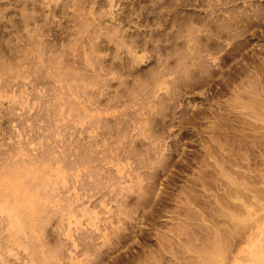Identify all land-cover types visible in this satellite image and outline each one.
<instances>
[{"label":"rangeland","instance_id":"rangeland-1","mask_svg":"<svg viewBox=\"0 0 264 264\" xmlns=\"http://www.w3.org/2000/svg\"><path fill=\"white\" fill-rule=\"evenodd\" d=\"M263 47L264 0H0V191L35 197L0 214L11 263L199 264L200 217L263 264Z\"/></svg>","mask_w":264,"mask_h":264},{"label":"bare ground","instance_id":"bare-ground-1","mask_svg":"<svg viewBox=\"0 0 264 264\" xmlns=\"http://www.w3.org/2000/svg\"><path fill=\"white\" fill-rule=\"evenodd\" d=\"M263 49H264V47H263ZM261 52L262 51H259V53L257 54V55H255V57H254V59L251 61V62H249L248 61V63H246L243 67H242V70H241V75H242V78H243V84L242 85H244V84H246V85H244V86H246L248 89H246V93L248 94V96H249V98L251 99V101H253L254 103H256L258 106H262L263 108H264V64L263 65H261V66H259V64L261 63V62H259V60L258 59H261L260 58V55H261ZM263 53V52H262ZM264 55V54H263ZM262 55V56H263ZM264 57V56H263ZM264 59V58H263ZM261 61H263L264 62V60H261ZM259 62V63H258ZM262 64V63H261ZM54 65V64H53ZM246 82V83H245ZM243 86V87H244ZM245 91V90H244ZM248 98V99H249ZM261 98H263V100H261ZM247 99V100H248ZM79 105V104H78ZM262 108V109H263ZM264 113V112H263ZM56 115H57V113H56ZM56 115H54V116H56ZM37 116V115H36ZM42 117V116H41ZM30 118V117H29ZM28 117L26 118V120H28L29 119ZM38 118V117H37ZM34 121V123L32 122V124H31V126H34V127H37V126H35L36 125V123H37V119L34 117V118H32ZM31 119V120H32ZM30 120V119H29ZM28 120V121H29ZM25 121V120H24ZM35 121H36V123H35ZM31 122V121H30ZM28 123V122H27ZM33 124H35V125H33ZM23 125H24V123H23ZM26 126V125H25ZM47 126V125H46ZM46 126H43L44 128L43 129H45V130H47L46 128L48 127H46ZM23 128H24V126H22ZM33 127V129L35 130V128ZM46 127V128H45ZM42 128H37L36 130H39V132L40 131H42L43 130ZM49 129V128H48ZM59 131V130H58ZM38 132V131H37ZM45 132V131H44ZM49 151V150H48ZM56 157V156H55ZM59 157V156H58ZM43 158V157H42ZM14 159V158H13ZM35 161V160H34ZM1 162V161H0ZM13 162V161H12ZM11 162V163H12ZM58 162V161H57ZM18 167V166H17ZM23 170V169H22ZM20 170L21 171V173H23V171H24V173H25V170ZM44 170V169H43ZM42 171V170H41ZM14 173V172H13ZM20 173V174H21ZM49 173V172H48ZM11 176V175H10ZM26 176V175H25ZM24 177V176H23ZM27 177V176H26ZM13 179V178H12ZM47 183V182H46ZM15 185V184H14ZM30 186V185H29ZM56 189V188H55ZM46 190V189H45ZM62 190H63V188H62ZM17 191V190H16ZM20 191V190H19ZM52 191V190H51ZM61 191V190H60ZM39 192V191H38ZM46 192V191H45ZM49 192V191H48ZM56 192V191H55ZM58 192H59V188H58ZM3 193H1V191H0V214L2 213H5V212H9L10 213V215H9V217H8V220H9V222H10V226H11V228L12 229H16L17 231H18V233H20L19 232V230H20V228H23L24 226H25V223L23 222V219L21 220V218H22V216H21V214H22V212H18L17 210L18 209H20L19 207H17V205L18 206H20V207H22V204L20 203L22 200H25V203L27 202V203H29V204H32L33 205V199L35 198V197H33V198H28V199H25V197H23L22 198V196L21 195H19L18 193H14L15 195H16V197L18 196V199H15V202H13V201H11L12 199H10L11 197V195L9 196V194H7V195H2ZM40 194V195H39ZM57 194H59V193H57ZM56 194V195H57ZM41 195H43V194H41V192H39L38 193V196H41ZM45 195V194H44ZM13 196V195H12ZM21 196V197H20ZM34 196H36V195H34ZM46 196V195H45ZM49 196V195H48ZM50 198V197H49ZM61 199H63L62 197H61ZM44 201V200H43ZM48 201H49V199H48ZM63 201V200H62ZM50 202V201H49ZM73 202V201H72ZM79 202V201H78ZM54 203V202H53ZM70 203V202H69ZM63 204V203H62ZM45 205V204H44ZM64 205V204H63ZM71 205V204H70ZM72 205H73V203H72ZM39 206V205H38ZM62 206V205H61ZM75 206V205H74ZM87 206V205H86ZM24 207V206H23ZM33 207V206H32ZM70 207V206H69ZM62 209H63V206L61 207ZM64 208H66V206L64 205ZM35 209H36V206H35ZM68 209H70V208H67V210ZM86 209V208H85ZM23 210H25V209H23ZM75 210V209H74ZM84 210V209H83ZM217 210H219V209H216V211H215V213H218L217 212ZM21 211V210H20ZM34 211V210H33ZM48 211V210H47ZM65 211V210H64ZM224 211V210H223ZM251 209L249 210V212H248V214H250L251 215ZM37 213L39 212V211H36ZM69 212H71V211H69ZM29 213V212H28ZM44 213V212H43ZM53 213V212H52ZM58 213V212H57ZM74 213V212H73ZM39 214V213H38ZM41 214V213H40ZM62 214V213H61ZM82 214V213H81ZM32 215V214H31ZM35 215V214H34ZM45 215H47V214H45ZM48 215H50V212L48 213ZM48 215H47V217H48ZM54 215V214H53ZM64 215V214H63ZM69 215V214H68ZM75 215V214H74ZM73 214H72V216L71 217H73L74 216ZM86 215V214H85ZM89 215H90V213H89ZM218 215L221 217V216H223L224 215V217H227V218H229L230 219V222L232 221V222H234L235 223V221H236V223H238L239 221H240V219L238 218V217H236L237 216V214L236 215H233V213H232V215H230L229 213H227V214H224L223 212H221V213H218ZM76 216V215H75ZM179 216V215H178ZM215 216H217V214H215ZM218 216V217H219ZM27 217L28 216H26V219H27ZM52 217V216H51ZM50 217V218H51ZM63 217V216H62ZM83 217V216H82ZM192 217H194V214H192ZM198 217V216H197ZM196 216L194 217V218H192V221L194 222V220L196 221V222H198L195 218H197ZM217 217V218H218ZM24 218V217H23ZM41 218V217H40ZM45 218H46V216H45ZM264 218V217H263ZM54 219V218H53ZM80 219V218H79ZM91 219V218H90ZM94 219H96L95 218V216H94ZM197 219H200L199 220V222H202L203 223V218H200V217H198ZM232 219H235V221H233ZM44 220V219H43ZM52 220V219H51ZM226 220V219H225ZM243 220H244V218H243ZM246 220V219H245ZM244 220V221H245ZM5 221V220H4ZM4 221H1L0 222V224L1 225H3L4 224ZM54 221V220H53ZM30 222V221H29ZM38 222H40V219H39V221ZM44 222H46V221H44ZM51 222V221H50ZM48 223V222H47ZM202 223L201 224H196L197 226L196 227H198V228H200L201 230H199V232H197V231H194L195 233H196V237H197V240H199V241H201L202 240V243H201V246H196L195 244H194V240H193V238H192V245L191 244H189V246L191 245V247H189V250H192V254L194 253H196V254H199L200 256V261H199V264H223V262H224V260L226 259L224 256H226L225 255V253H224V251H223V249H222V251H221V244L219 245V240L217 239L218 237H219V235L218 234H220L221 233V230H219L220 231V233H219V231H218V233L215 231V229L214 230H212L211 232H215L214 234L215 235H213L214 237H211V238H209L208 236V232L210 231V230H208L209 229V227L207 226H205V225H202ZM240 223V222H239ZM238 223V224H239ZM257 223V222H256ZM26 224H28V222H26ZM41 224V222L39 223V225ZM218 224V223H217ZM230 224V223H229ZM264 224V223H263ZM0 225V226H1ZM29 225V224H28ZM45 225V224H44ZM47 225V224H46ZM195 225V224H194ZM221 225H222V223H221ZM235 225H237V224H235ZM212 226V225H211ZM28 227V226H27ZM26 226H25V228H23V229H26L27 228ZM38 227H40V226H38ZM205 227V228H204ZM2 228V227H1ZM10 228V227H9ZM37 228V227H36ZM41 228V227H40ZM195 229V227H192V229ZM214 228V227H213ZM22 229V230H23ZM38 229V228H37ZM211 229V228H210ZM28 230H30L29 228H28ZM34 230V229H33ZM39 230V229H38ZM196 230H198L197 228H196ZM208 231V232H206V231ZM7 231V230H6ZM9 231H10V229H8V233H9ZM192 231V232H193ZM255 231V230H254ZM2 232H3V229H0V264H16V263H11L12 261L10 260V258H9V256L10 255H12V256H17L16 254H12V252L15 250V249H17L16 248V246L15 245H23V246H25V249H28L29 248V245L27 246V244H22L21 242H20V238H17V236H16V234H17V232H16V234L15 233H12L10 236H4V237H2L1 236V234H2ZM31 232V231H30ZM45 232V234H46V232L47 231H44ZM5 233V232H4ZM31 233H33V232H31ZM43 233V232H42ZM41 234V233H40ZM44 234V233H43ZM213 234V233H212ZM260 234H262V232H260ZM28 235V234H27ZM211 235V234H210ZM218 236V237H217ZM246 236V235H245ZM31 237H34V236H31ZM39 237H41V235L39 236ZM45 237V236H44ZM60 237V236H59ZM260 237V236H259ZM28 238V237H27ZM42 238H43V235H42ZM220 238V237H219ZM35 239H37V238H35ZM58 239V238H57ZM190 239V238H189ZM257 239V238H256ZM31 240V239H30ZM33 240V239H32ZM55 240V239H54ZM160 240V239H159ZM38 241V240H37ZM36 241V242H37ZM40 241H41V239H40ZM47 241V240H46ZM261 241V240H260ZM31 242V241H30ZM25 243H26V241H25ZM35 243V242H34ZM43 243V242H42ZM45 243V242H44ZM58 243V242H57ZM160 243V242H159ZM37 244V243H36ZM173 244V243H172ZM188 244V243H187ZM186 244V245H187ZM35 245V244H34ZM57 245H59V244H57ZM19 246H18V248H19ZM42 246V245H41ZM75 246H76V244H75ZM223 246V245H222ZM53 247V246H52ZM221 247V248H220ZM254 247V246H253ZM30 248H32V247H30ZM36 248V247H35ZM192 248V249H191ZM24 249V248H23ZM33 249V248H32ZM57 250H58V248H56ZM19 250V249H18ZM49 250V249H48ZM47 250V253L50 251H48ZM54 250V249H53ZM162 250H164V249H162ZM187 250V249H186ZM188 250V251H189ZM28 251V250H27ZM33 252V251H32ZM51 252H53V251H51ZM20 253V252H19ZM34 253V252H33ZM46 253V254H47ZM58 253V252H57ZM56 253V254H57ZM156 253V252H155ZM164 253V252H163ZM189 253H191V252H189ZM18 254V253H17ZM152 254V253H151ZM185 254V253H184ZM258 254V253H257ZM33 255V254H32ZM156 255V254H155ZM256 255V254H255ZM20 256V255H19ZM36 255H33V256H31V257H33V258H35V260L37 259L36 257H35ZM250 256V255H249ZM54 257H55V255H54ZM139 257V256H138ZM152 257H154V255L152 256ZM151 257V258H152ZM163 257V256H162ZM162 257H161V259H162ZM196 257V256H195ZM242 257V256H241ZM258 257V256H257ZM49 258H51V257H49ZM156 257H154V262H155V264H158V258L157 259H155ZM179 258V257H178ZM225 258V259H224ZM227 258H228V256H227ZM239 258V257H238ZM253 258V257H252ZM256 258V257H255ZM21 259V258H20ZM187 259V258H186ZM193 259V258H192ZM246 259V258H245ZM17 260V259H16ZM19 260V259H18ZM34 260V259H33ZM35 260H34V262H35ZM49 260V259H48ZM150 260V259H149ZM149 260L147 261V262H149ZM160 260V259H159ZM227 260V259H226ZM244 260V259H243ZM251 260H253V259H251ZM250 260V261H251ZM255 260H257V258L255 259ZM264 260V259H263ZM262 260V261H263ZM188 261V260H187ZM239 261V260H238ZM249 261V262H250ZM260 261V260H259ZM37 262V261H36ZM50 262V261H49ZM160 262V261H159ZM162 262V261H161ZM227 262V261H226ZM225 262V263H226ZM242 262V264L243 263H245L244 261H241ZM248 261L246 262V264L247 263H249ZM255 262V261H254ZM25 263V262H24ZM43 263H44V260H43ZM42 263V264H43ZM139 263H141V262H139ZM145 263V262H144ZM189 263V262H188ZM260 262H258V261H256L255 262V264H259ZM20 264H22V263H20ZM27 264H29V263H27ZM36 264V263H35ZM40 264V263H39ZM46 264H48V262L46 263ZM141 264H143V263H141ZM150 264V263H149ZM226 264H228V263H226ZM232 264V263H231ZM234 264H241V263H239V262H235ZM249 264H251V263H249ZM263 264H264V261H263Z\"/></svg>","mask_w":264,"mask_h":264}]
</instances>
